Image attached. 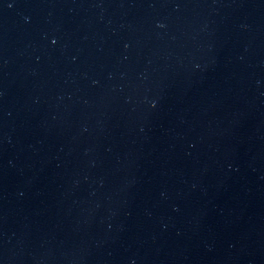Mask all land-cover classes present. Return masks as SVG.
<instances>
[{"label":"water","instance_id":"obj_1","mask_svg":"<svg viewBox=\"0 0 264 264\" xmlns=\"http://www.w3.org/2000/svg\"><path fill=\"white\" fill-rule=\"evenodd\" d=\"M239 0H0V99L148 51Z\"/></svg>","mask_w":264,"mask_h":264}]
</instances>
